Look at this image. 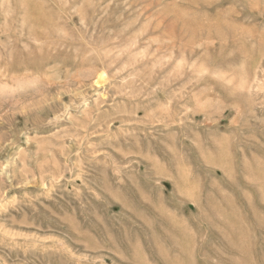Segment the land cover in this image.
<instances>
[{"label":"rangeland","instance_id":"rangeland-1","mask_svg":"<svg viewBox=\"0 0 264 264\" xmlns=\"http://www.w3.org/2000/svg\"><path fill=\"white\" fill-rule=\"evenodd\" d=\"M0 264H264V0H0Z\"/></svg>","mask_w":264,"mask_h":264}]
</instances>
